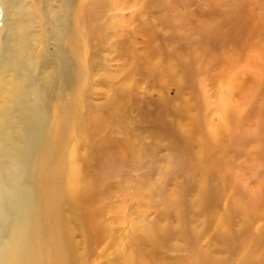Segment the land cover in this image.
I'll return each mask as SVG.
<instances>
[{
	"label": "rangeland",
	"instance_id": "1",
	"mask_svg": "<svg viewBox=\"0 0 264 264\" xmlns=\"http://www.w3.org/2000/svg\"><path fill=\"white\" fill-rule=\"evenodd\" d=\"M26 204L34 264H264V0H0V264Z\"/></svg>",
	"mask_w": 264,
	"mask_h": 264
},
{
	"label": "bare ground",
	"instance_id": "2",
	"mask_svg": "<svg viewBox=\"0 0 264 264\" xmlns=\"http://www.w3.org/2000/svg\"><path fill=\"white\" fill-rule=\"evenodd\" d=\"M52 79V76L46 77V81ZM18 94V93H17ZM39 93H37L38 95ZM37 101H39V97L37 96ZM84 121V120H83ZM85 125V121L83 122ZM29 129L25 131L24 138L27 141L26 149L22 150L19 154V162L20 167L22 169L23 179L27 180L29 178V174L27 175L28 171V163L31 158L30 148L37 149V146L41 143L39 140V133L41 130L44 129L42 124L41 117L35 116L31 121L28 123ZM43 148V153L46 152L47 149L54 148L56 144H50L45 142ZM42 153V154H43ZM42 156V155H41ZM43 160H40L39 165L42 164ZM77 166V167H76ZM79 165H71L69 164L68 168L66 169L64 175L60 176V181L66 182V186L64 190L70 195L71 198L74 200H81L83 201V196L86 192V183L81 179V172H80ZM39 171V168H38ZM22 179V180H23ZM65 180V181H64ZM53 181H56L55 179ZM41 191L45 194L44 199L42 201V208L43 211L45 210L44 214H48L50 205L54 198V191L51 188V184L46 182V185H41ZM23 201V200H22ZM25 201V200H24ZM25 205L22 214H20L19 219H17L16 224L14 225L11 237L9 242L4 246L2 249V257L5 259L4 264H34V248L31 246L35 241V236L37 234L36 226H33V216L34 208L32 209L33 205ZM48 211V212H47ZM49 222L56 223L53 216H49ZM54 225V224H53ZM56 226V225H55ZM60 231L57 228H53L50 231V240L51 245L53 247V264H62L64 262V255H65V246L61 241ZM66 250V249H65Z\"/></svg>",
	"mask_w": 264,
	"mask_h": 264
}]
</instances>
